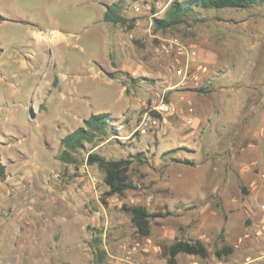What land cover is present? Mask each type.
Returning <instances> with one entry per match:
<instances>
[{"label":"rangeland","instance_id":"obj_1","mask_svg":"<svg viewBox=\"0 0 264 264\" xmlns=\"http://www.w3.org/2000/svg\"><path fill=\"white\" fill-rule=\"evenodd\" d=\"M115 1L0 0V264H167V249L179 239L200 240L208 255L188 263L192 256L179 254L175 264H264V165L249 167L260 180L255 189L243 186L234 172L229 179L201 177L205 154L194 158L190 143L199 132L182 143L193 131L191 123L177 131L167 126L177 109L165 124L148 113L157 122L136 131L151 107L171 103L172 93L184 91H239L247 96L244 112L233 116L230 109L211 124L235 117L231 126H264V0L248 9H196L185 24L165 32L154 30L153 19L173 0H123L129 24L146 18L153 36L144 43L129 39L136 56L143 55L145 73L125 77V93L144 96V109L131 117L133 125L109 114L113 121L102 140L86 143L76 153L77 164H63L57 160L61 138L89 115L120 107L116 93L125 83L109 84L115 76L103 61L101 76H93L101 57L114 61L97 35L102 4ZM52 69L65 76L69 96L63 101L57 93L38 111L39 84ZM222 128L210 132L212 138L223 135ZM92 152L106 160L131 159L128 176L135 189L107 196L104 173L87 164ZM213 187L225 195L206 194L199 210L176 205L175 188ZM206 204L210 209L201 211ZM132 206L159 215L149 222V236H140L123 211ZM218 220L225 221L222 235Z\"/></svg>","mask_w":264,"mask_h":264},{"label":"crops","instance_id":"obj_2","mask_svg":"<svg viewBox=\"0 0 264 264\" xmlns=\"http://www.w3.org/2000/svg\"><path fill=\"white\" fill-rule=\"evenodd\" d=\"M104 11L105 9L103 7L102 15L98 21L100 32L97 35V41L99 44L100 42L103 43L105 54L106 52L111 53L114 63H110L101 57L98 62H96L97 72L94 73L93 76H101L99 62L103 61L108 70L115 76L113 77L114 79H109L107 82L109 84L118 82L125 83L124 85H120L121 87L119 88L118 93H116V102L120 105V107H116L115 110H112L107 114L114 115L117 119L125 116L129 120L132 116L134 117V115L144 109V96H133V92L131 93L132 96H127L125 92L127 91V88H129L130 82L126 80L125 77H144L145 73L144 59H142L143 55L137 54L136 56L134 48L130 45L131 41L129 39L139 38L142 39L141 42L144 43V41H149L147 36H153H151L150 28L146 18H144V21L137 20L136 22H133L132 28L129 29L130 31H126L127 28L125 26L113 25L103 22L102 17ZM125 18L127 19V17ZM64 79V75L59 76L52 69L50 70L47 78L44 81H41L38 89V95L40 99L38 111L42 109L43 103H45L43 110H45L48 105L52 104L50 99L57 93H61L63 101L67 99L69 94L63 87L64 83L66 82ZM55 80L58 82L56 88L54 87ZM246 97L247 96L240 94L239 91L236 93H224L222 91L213 90L205 95H200L193 91L174 92L170 95V99L171 103L175 105L177 113L175 117H173L171 120L169 119L167 126H170V130L177 131V129L182 128L185 123H191V128L193 131L189 133L187 138L180 135V137H182L180 139L182 143L185 140H189V137L194 136L195 132H199L200 136L198 134V140L195 142L191 141L190 143L193 145V148H191V154L194 156V158L197 156L201 159V154H205V158L201 160L207 164H205V173L207 174H201V177L207 178L214 173V176L221 177L223 179H229L230 175L234 172L235 176L243 182V186L255 189L257 186H259L258 184H260V180L257 175H255L253 171L254 168L249 167L250 165H254V167L259 170V168L261 169V167L264 165V126H241V128L240 126H231L237 123L235 117H231V121H227L228 124L227 122L225 123L222 121L220 125L211 124L214 120L213 116L224 114L225 112L230 111V109L232 110L231 113L233 116L238 114L241 115L245 109L244 99H246ZM201 113L205 115L204 118L200 116ZM132 122L133 119L130 120V125H133ZM220 126L223 127L221 130L224 134L219 135L216 138H212L214 135H210V132L216 130V128H220ZM129 135L125 137H129ZM207 135L210 136V139H208L209 144L206 141ZM204 143H206V145ZM204 146L206 147L205 150L203 149ZM236 162V168L232 169L229 164ZM213 163H223L224 168L219 171L217 166H214ZM221 171L223 173H221ZM218 173L220 176H218ZM173 191V193L176 195L175 201L178 203L176 205L182 206L180 208L181 210H199L195 209V207L200 201H204L206 194L225 195V193L219 187H213L208 192H201L191 188H175ZM224 206L225 205H223V207ZM209 209L210 204L200 207L201 211H207ZM208 216H211L209 218L213 219V217H216V213H210ZM224 222L225 221L218 220L216 223L217 226L219 225L218 232L220 235L225 232ZM183 241L194 242L197 241V239H186ZM196 258V256L190 257L188 263L194 262Z\"/></svg>","mask_w":264,"mask_h":264},{"label":"trees","instance_id":"obj_3","mask_svg":"<svg viewBox=\"0 0 264 264\" xmlns=\"http://www.w3.org/2000/svg\"><path fill=\"white\" fill-rule=\"evenodd\" d=\"M123 0H118L111 4H102L105 11L102 20L105 23L132 28L130 21L122 15ZM262 0H173L162 17L153 19V27L157 32H165L177 26L185 24L187 19L196 11L200 10H220L225 8L248 9L261 3ZM5 19L0 16V21ZM113 119L109 114H92L83 122V126L63 136L60 140L61 151L57 155L60 163L75 165L78 160L76 153L84 148V145L93 144L102 140L106 135L109 123ZM171 150L167 153H172ZM135 157H139V154ZM88 165H96L104 173V183L108 188L107 196L121 195L126 191L135 189V185L129 179L128 172L132 164L131 159L106 160L98 154L92 152L87 156ZM0 176H3V168L0 167ZM130 216V222L136 232L143 237L150 235L149 222L151 219L159 217L158 214L149 213L142 206L123 207ZM226 254L231 253V249L224 248ZM167 264H175V257L179 254L206 258L208 255L204 244L197 240L186 242L177 240L168 249ZM216 256L221 255V251L215 252Z\"/></svg>","mask_w":264,"mask_h":264},{"label":"built area","instance_id":"obj_4","mask_svg":"<svg viewBox=\"0 0 264 264\" xmlns=\"http://www.w3.org/2000/svg\"><path fill=\"white\" fill-rule=\"evenodd\" d=\"M158 4V2H157ZM147 10H150V5H146L145 6ZM156 15H158V13H155L154 15H152V17H156ZM150 112H155L160 118H161V122L162 124H165L167 122V118L173 116L176 113V108L174 107L173 104L171 103H167V102H163L161 101L160 103L154 105L153 107H151L148 112L144 115L143 120L141 122V124L138 126V128H136V131L141 130V132L144 131V129L149 126L150 124H155L157 122V120L152 119L150 117V115L148 113ZM124 129V125L123 124H118L116 126V130L122 131ZM261 210L264 211V204L260 206Z\"/></svg>","mask_w":264,"mask_h":264}]
</instances>
